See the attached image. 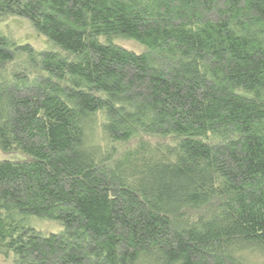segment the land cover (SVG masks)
<instances>
[{"label": "trees", "instance_id": "1", "mask_svg": "<svg viewBox=\"0 0 264 264\" xmlns=\"http://www.w3.org/2000/svg\"><path fill=\"white\" fill-rule=\"evenodd\" d=\"M4 16L56 48L0 28V150L26 156L0 160V254L247 264L246 250L264 252V0H0Z\"/></svg>", "mask_w": 264, "mask_h": 264}, {"label": "rangeland", "instance_id": "2", "mask_svg": "<svg viewBox=\"0 0 264 264\" xmlns=\"http://www.w3.org/2000/svg\"><path fill=\"white\" fill-rule=\"evenodd\" d=\"M0 28L10 35L16 42L30 43L38 50H54L56 45L47 37L43 36L35 30L33 25L26 19L15 16H4L0 20ZM115 43L125 46L131 50L141 52L144 47L138 42L130 39L119 38ZM17 65L19 62H16ZM24 154L17 152L5 153L0 150V160H22L25 159ZM36 229L45 234L50 232H60L63 225L56 221L36 219L34 220ZM244 262L247 264H264V252L261 250H246L243 254ZM12 256H5L0 254V264H14Z\"/></svg>", "mask_w": 264, "mask_h": 264}]
</instances>
